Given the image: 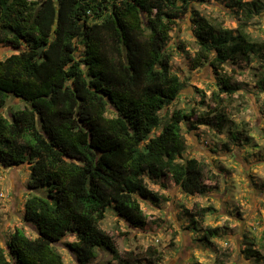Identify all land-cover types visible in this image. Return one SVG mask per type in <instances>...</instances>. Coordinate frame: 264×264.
<instances>
[{"label":"trees","instance_id":"1","mask_svg":"<svg viewBox=\"0 0 264 264\" xmlns=\"http://www.w3.org/2000/svg\"><path fill=\"white\" fill-rule=\"evenodd\" d=\"M208 1L0 0V45L17 52L0 61V164L29 165L24 220L37 232L31 238L16 229L6 249L0 247V264H66L57 246L68 235L76 240L64 246L77 264H93L101 252L117 264H139L138 253L121 254L102 228L107 211L142 230L148 218L141 202L163 200L146 179L170 178L188 196L211 191L204 165L186 155L183 125L189 132L198 126L223 131L229 123L224 106L205 113L176 109L166 123L161 116L184 88L171 67V32L193 3ZM229 1L246 23L264 12V0ZM195 23L200 51L189 55L193 69L249 64L264 51L246 25L234 35L199 17ZM217 86L231 98L241 89L227 74ZM258 88L264 92V72ZM215 97L221 105L220 94ZM11 98L25 106L6 117ZM215 211L196 205L188 229L197 232V220ZM221 236L220 227L208 226L199 240L210 244ZM244 252L261 260L252 248ZM146 254L151 264L160 263L156 249Z\"/></svg>","mask_w":264,"mask_h":264},{"label":"rangeland","instance_id":"2","mask_svg":"<svg viewBox=\"0 0 264 264\" xmlns=\"http://www.w3.org/2000/svg\"><path fill=\"white\" fill-rule=\"evenodd\" d=\"M197 17L234 35H238L242 24L246 25V32L264 48V12L246 23L244 13L229 0L193 3L171 32V67L184 82V88L177 101L161 112L164 122H168L176 109L196 108L205 113L211 110L220 112L224 106L227 112L229 123L223 131L198 126L189 132L183 125L186 155L204 165L211 191L203 197L188 196L170 178L160 181L146 179L148 188L163 196L158 206L141 202L148 218L146 227L133 230L113 209H109L102 228L115 238L121 254L130 250L138 253L143 258L139 264H151L146 254L149 247L157 250L161 258L159 264H264V92L258 88L264 72V51L260 59L252 55L249 64L241 61L239 64L230 62L218 70L209 65L193 69L189 55L195 57L200 51L195 34ZM15 53L12 47L0 45V61ZM225 74L241 85L232 98L221 94L217 86L219 76ZM215 93L220 94L221 105ZM24 106L20 99L11 98L3 115L9 117ZM230 131L240 134V140L234 141ZM29 181L28 164L15 168H4L0 164L2 248L6 249L16 229L24 230L31 238L37 237L36 229L24 220ZM196 205L211 206L216 211L207 215L204 221L197 220L198 231L194 232L188 229L192 223L189 213L195 212ZM208 226L220 227L222 232L221 238L210 244L199 240ZM75 240L74 235H68L57 246L66 264H77L74 255L64 246ZM246 248L259 252L261 260L247 258ZM153 259L156 261L157 258ZM117 263L107 252H101L93 262Z\"/></svg>","mask_w":264,"mask_h":264},{"label":"water","instance_id":"3","mask_svg":"<svg viewBox=\"0 0 264 264\" xmlns=\"http://www.w3.org/2000/svg\"><path fill=\"white\" fill-rule=\"evenodd\" d=\"M56 5H58V2L56 3Z\"/></svg>","mask_w":264,"mask_h":264}]
</instances>
